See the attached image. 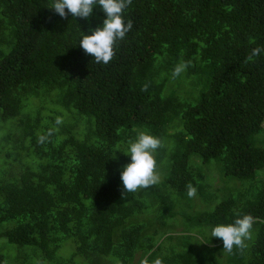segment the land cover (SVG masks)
<instances>
[{"label":"trees","instance_id":"16d2710c","mask_svg":"<svg viewBox=\"0 0 264 264\" xmlns=\"http://www.w3.org/2000/svg\"><path fill=\"white\" fill-rule=\"evenodd\" d=\"M53 2L0 0V121L17 118L0 140L11 145L8 156L25 150L0 176V238L19 247V264L25 246L53 264H218L222 240L200 245L190 229L234 223L236 213L254 218L256 234L242 253H228L229 264H264V138L255 139L264 51L245 62L264 49V0H132L123 17L133 27L107 65L79 45L102 26L101 8L65 19ZM181 61L191 64L172 79ZM198 83L190 97L179 92ZM49 129L50 142L39 144ZM140 132L161 139L154 158L167 163L158 185L122 199L121 172L131 163L124 152ZM193 155L248 185L211 211L186 215L189 183L196 203L216 196ZM68 240L75 250L65 258L58 251ZM5 258L0 252V264Z\"/></svg>","mask_w":264,"mask_h":264},{"label":"clouds","instance_id":"9594fccd","mask_svg":"<svg viewBox=\"0 0 264 264\" xmlns=\"http://www.w3.org/2000/svg\"><path fill=\"white\" fill-rule=\"evenodd\" d=\"M132 4V0H54L50 6L55 12L63 18L69 14L73 18H88L93 14L94 7L99 6L105 13L102 26L93 29L91 35H83L79 45L84 49L86 54L94 57L97 64L107 65L113 59L114 45L118 40H123L126 34L132 29L133 21L129 19L125 23L123 13L126 8ZM264 49L254 48L246 58L245 62L253 61ZM191 62L181 61L178 63L171 74L172 79L179 77ZM149 84H145L142 91H148ZM56 125L63 123L62 117L56 118ZM55 129H49L47 134L38 135L37 142L41 145L50 142ZM160 138L146 132H140L135 141H129V147L126 152L131 157V163L125 165L121 172L123 183L122 199H127L128 194H135L141 189H147L151 186L158 185L161 177L157 172V164L154 153L163 147ZM187 196L193 198L197 194V189L189 183L186 186ZM237 219L231 224H220L211 230V237L222 240L223 252L232 254L234 249L241 253L246 249V240L251 239V229L254 218L251 215L240 216L236 213ZM143 264H147L146 261ZM155 264H161L157 259Z\"/></svg>","mask_w":264,"mask_h":264},{"label":"rangeland","instance_id":"374dc122","mask_svg":"<svg viewBox=\"0 0 264 264\" xmlns=\"http://www.w3.org/2000/svg\"><path fill=\"white\" fill-rule=\"evenodd\" d=\"M205 73H208L207 69H205ZM199 81L201 82L200 77H199ZM201 87L202 86L199 83L196 88L192 87V85L187 86L186 84H184L179 92L184 97H190L191 94L195 92V89L199 90L201 89ZM35 109H36L35 105L26 106L22 109V113H25V111H34ZM16 119L17 118H13L7 121H0V134L6 135L9 133H13L14 125L12 122ZM259 138H264V122H263V131L255 136V139H259ZM261 145L264 147V144ZM10 151H12L11 145L8 144L6 145L5 141L0 140V176H2V174H4L3 172H5L6 170L10 171L11 165H18L19 156L22 155L23 152H25L24 149L19 153L13 151V154L11 156H8L7 152ZM156 155H157V151H156ZM29 159L30 158H26L24 161H28ZM166 163H167V159H162L157 164L156 170L159 173L160 177H162V172L165 168ZM190 164L195 166L197 170L203 172L205 177V182L208 183L211 186V189L213 190L210 192H214L216 196L211 202H208L207 200H205L204 202L199 199L198 200L199 203H196L197 202V200L195 199L196 197L193 198L187 197L183 206L186 215L192 216L198 211H211L215 207V205L222 200V197L226 196L229 193L237 194L238 191L243 189V186L248 185L246 181L230 179L226 176H223L221 172V166L217 163L216 160L212 159L206 163H203L199 156L193 155L190 158ZM257 176H258L257 181L261 185L262 190H264V169H260L258 171ZM179 221L180 219L174 220V224L176 225V227H178L177 228L178 230H180L181 228V226L178 224ZM211 230H212L211 228H208L206 226H196V227L192 226L190 229L191 234L194 236L197 242H200V245L203 244L207 245L206 242L208 238H211ZM255 234H256V228L253 226L251 229V239L245 241L247 245L251 243V241L255 237ZM23 250L27 253L25 264H53L52 262L49 261H41V259L38 256H36L35 254L33 255V252L30 251V247L28 246L23 247ZM74 250H75V244L72 241L68 240L63 243L62 247L58 251V254L65 258H68L69 255ZM0 252L6 257L5 259L8 262V264H19L18 257L20 254V250L17 245L8 243L5 238H0ZM216 257H217L216 262L218 264H229L228 253L223 252L222 246H219V248L217 249ZM67 264H88V263L83 258L76 257L73 262L71 263L69 262Z\"/></svg>","mask_w":264,"mask_h":264}]
</instances>
